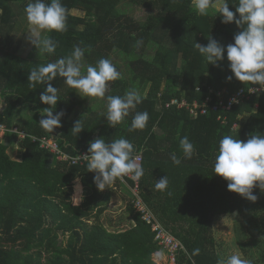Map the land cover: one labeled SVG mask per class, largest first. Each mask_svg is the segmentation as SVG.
<instances>
[{
	"label": "trees",
	"instance_id": "16d2710c",
	"mask_svg": "<svg viewBox=\"0 0 264 264\" xmlns=\"http://www.w3.org/2000/svg\"><path fill=\"white\" fill-rule=\"evenodd\" d=\"M61 2L68 10L67 31L49 34L57 43L56 52L28 60L10 52L7 44L29 0H0V99L6 105L0 122L29 136L55 138L72 157L87 153L89 143L98 138L107 142L128 139L142 158L144 202L185 248L178 253L176 264H219L213 224L216 218L237 212L245 220L240 237L244 256L250 264H264V192L254 188L257 201H247L229 192L228 182L213 170L224 135L246 141L249 134H264V92L225 113L226 124L219 120L221 113L195 117L174 109L160 110L157 101L160 92L165 100L180 96L182 90L191 100H201L209 88L229 96L250 87L234 77L227 79L232 73L226 55L217 65H208L195 47V43L207 45L210 38L226 47L242 29L234 22L221 23L223 18L215 10L198 16L193 0ZM228 3L235 12L238 0ZM135 9H148L145 21L132 15ZM75 47L85 50L86 66L107 58L121 73L119 80L110 82L106 95L123 96L127 90H138L143 100L136 111L149 114L143 130H130L134 113L111 128L106 101L82 98L61 77L52 86L59 90L55 111L64 113L62 127L51 134L40 127L41 112L50 107L39 99L47 85L33 87L29 73L40 64L69 56ZM114 55L122 58L124 70L113 62ZM85 102L90 104L88 116L70 120ZM18 110L25 112L23 122L16 118ZM80 119L83 131L77 134L71 130ZM185 136L195 146L191 159H184L179 147ZM16 144L21 147L19 161L12 156ZM169 153L181 158L179 166L171 162ZM94 175L88 172L87 162L75 166L60 162L30 137L19 140L8 134L0 139V264H170L168 258L164 261L157 256L161 248L155 234L131 203L127 211L134 225L119 232L106 228L101 216L115 191L112 185L98 191ZM163 176L168 177L171 195L155 189V182ZM76 177L83 188L78 206L72 199ZM116 184L119 187L118 180ZM195 249L199 255H192Z\"/></svg>",
	"mask_w": 264,
	"mask_h": 264
},
{
	"label": "clouds",
	"instance_id": "9594fccd",
	"mask_svg": "<svg viewBox=\"0 0 264 264\" xmlns=\"http://www.w3.org/2000/svg\"><path fill=\"white\" fill-rule=\"evenodd\" d=\"M193 6L198 16H207L210 10H215L223 18L221 23L234 22L242 29L234 35V42L226 47L213 38L208 39L207 45L195 43L207 64L215 66L226 55L232 73V76L227 77L229 81L234 77L238 82L250 86L251 91L264 92V0H238L235 12L230 11L228 0H193ZM24 12L29 24L28 42L40 54H54L57 43L49 34L67 31L66 7L61 0H29ZM84 57L85 50L75 47L69 56L40 64L30 71L28 81L33 87L38 84L47 85L39 99L42 104L50 107L42 110V119L38 123L40 127L50 134L62 127L64 113L55 111L60 101L59 90L52 86V82L61 77L64 84L74 89L82 98L106 101V120L111 128L123 123L134 113L130 130H143L147 126L149 114L146 111H136L143 100L138 90L132 88L123 96L106 95L110 82L119 80L121 73L107 58H101L95 65L89 64L85 68ZM254 85L259 87H252ZM71 131L77 134L83 131L81 119L75 122ZM179 147L184 159H191L195 154V146L187 136L180 139ZM135 151L134 145L124 137L111 142L98 138L89 143L87 155L83 158L87 160L88 172L95 173L93 183L98 191L103 192L116 180L125 182V177L134 181L143 177L144 169L139 162L141 158ZM169 159L177 166L181 164V158L175 153H169ZM213 170L216 176L228 182L229 192L255 203L257 196L253 194V189L259 188L264 192V134H249L246 141L224 135L219 141ZM75 183L76 194L72 199L79 204L83 198V189L78 177L75 178ZM168 187L167 176L155 182L157 191L171 195ZM192 255H199V249H195ZM219 264L250 262L234 254L226 260H220Z\"/></svg>",
	"mask_w": 264,
	"mask_h": 264
},
{
	"label": "built area",
	"instance_id": "2783aa9c",
	"mask_svg": "<svg viewBox=\"0 0 264 264\" xmlns=\"http://www.w3.org/2000/svg\"><path fill=\"white\" fill-rule=\"evenodd\" d=\"M252 87L258 88L259 86L254 85ZM197 92L199 94L202 93L201 87L197 88ZM259 93L261 92L251 91L250 87H248L240 88L237 91L231 93L229 96H224L222 91L215 92L214 89L209 88L208 95L205 96V98L201 100L199 98L191 100L187 95V92L182 90L180 96L173 97L170 100H165L164 93L160 92L157 96V101L158 108L160 110L174 109L177 111L187 112L190 116L195 117L206 116L212 113H221L219 120L223 122V124H226L227 117L225 113L232 111L234 107L246 100H249L251 96H255ZM237 127L238 126L235 125L234 129H237ZM8 134L16 135L19 140H25L30 137L34 143H39L40 149L49 152L60 162L70 163L74 166L83 165L85 162H87V160L83 158V156L87 155V153L84 152L77 157H72L64 152L55 138H39L29 136L28 133L21 131L18 127L9 128L0 122V139L6 138ZM141 161L142 158L139 162L141 163ZM124 180L125 182L123 183L118 180L120 183L119 187L116 184L117 180L115 181V183L112 185L114 191L118 192L119 190L122 192L120 188H125L130 192V203L133 205L136 212L141 215L142 221L151 227L152 232L155 234L156 244L161 248L162 251L165 252L169 263L176 264L178 253L182 250H185L183 244L165 228L162 222L159 221L148 205L144 202L141 196L140 180L134 181L129 177H125Z\"/></svg>",
	"mask_w": 264,
	"mask_h": 264
},
{
	"label": "rangeland",
	"instance_id": "374dc122",
	"mask_svg": "<svg viewBox=\"0 0 264 264\" xmlns=\"http://www.w3.org/2000/svg\"><path fill=\"white\" fill-rule=\"evenodd\" d=\"M75 12L76 14H81L77 11H74V13ZM148 14V9H135L132 12V15H134V17H136L139 21L142 20V22L146 20ZM28 31L29 24L26 19V16L25 14L20 13L19 23L16 26L15 31L11 35L7 44L8 50L28 60L43 57L44 54L38 53V50L28 42ZM113 62L121 65L123 67V70L125 69L126 65L121 57L114 55ZM86 63L87 61L84 60L85 67ZM96 101L101 103L104 100L96 99ZM89 105L90 104L88 102H85L84 106L77 107L70 120L73 121L78 117L88 116V112L86 109ZM5 111L6 105L0 99V113L2 114ZM16 118L23 122L26 119L25 112H23L22 110H18L16 113ZM19 148H21L20 145L16 144L15 153L12 154L13 158L18 161L20 160L21 156V150ZM129 193L130 192L127 189L123 188V193L118 190L117 193L115 191L111 194V200L108 204L107 210L101 216V221L105 224L107 229L119 232L128 230L134 225V223H132V219L129 215V212L127 211L128 204L131 202V196L129 195ZM74 204L79 205L80 202L78 204V201L74 199ZM244 223V217L238 212L231 215H224L216 218L213 224V233L216 241L217 254L221 260H226L229 256L235 254L239 255L241 259H246L250 263L252 262L250 259L244 256L241 249V244H243L244 242L242 243L240 237L243 235V231L245 230V227L243 226ZM241 227L243 228L242 230ZM61 239L66 242L67 237L62 236ZM251 248L252 251L256 250L254 245H252ZM254 257L257 256L255 255Z\"/></svg>",
	"mask_w": 264,
	"mask_h": 264
},
{
	"label": "crops",
	"instance_id": "0c3cea01",
	"mask_svg": "<svg viewBox=\"0 0 264 264\" xmlns=\"http://www.w3.org/2000/svg\"><path fill=\"white\" fill-rule=\"evenodd\" d=\"M83 189V188H82ZM121 189V193H123V188H120ZM82 195H83V192H82ZM82 199V198H81ZM81 202H82V200L80 201V204H81ZM79 204V205H80ZM150 208V207H149ZM152 211V210H151ZM153 212V211H152ZM155 214V213H154ZM155 216H156V214H155ZM157 217V216H156ZM132 223H134L133 221H132ZM159 258H161L162 260H164V261H167V256H166V254H165V252L164 251H159V254L157 255Z\"/></svg>",
	"mask_w": 264,
	"mask_h": 264
}]
</instances>
